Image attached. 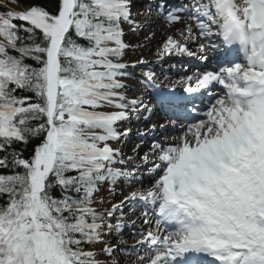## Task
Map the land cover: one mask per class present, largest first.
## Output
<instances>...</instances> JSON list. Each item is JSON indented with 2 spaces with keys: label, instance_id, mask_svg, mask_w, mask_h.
<instances>
[{
  "label": "snow or ice",
  "instance_id": "obj_1",
  "mask_svg": "<svg viewBox=\"0 0 264 264\" xmlns=\"http://www.w3.org/2000/svg\"><path fill=\"white\" fill-rule=\"evenodd\" d=\"M134 7L0 0V264H264V0L156 5L181 25L160 60L205 65L164 86L125 59ZM138 64L166 120L125 155V125L152 111L127 94ZM118 184L131 190L98 207ZM125 207L141 221L131 247L107 239Z\"/></svg>",
  "mask_w": 264,
  "mask_h": 264
},
{
  "label": "rangeland",
  "instance_id": "obj_2",
  "mask_svg": "<svg viewBox=\"0 0 264 264\" xmlns=\"http://www.w3.org/2000/svg\"><path fill=\"white\" fill-rule=\"evenodd\" d=\"M184 2V0H134L135 7L133 8V15L137 20V24H139L140 28L137 30H133L130 25H125V40L127 43L132 45L130 49L126 52V61L130 63H134L139 59H147L144 61H147L150 67H153L156 71L157 76V83L161 84L162 86L169 84L171 81L178 80L180 78L179 74L173 73V70L171 69V66L173 67L175 60L178 62V60H184V62H187L188 57H165V60H160L159 56L157 55V51L159 46L161 45V42L165 39L166 36L170 34H174L178 28L181 27V25H169L167 21L164 19L162 14L157 10L156 5L158 4H166L169 8L175 7L176 5ZM148 5H151V8L148 7ZM140 15H137V14ZM158 23V25L161 27V29L157 31H153L151 29H146L152 26L154 23ZM150 45L149 49L146 52L141 53L140 51L137 53V44L139 45ZM142 49L144 46H141ZM145 49V48H144ZM193 59V58H192ZM195 59V58H194ZM155 60L161 61V69L160 67H156L152 65ZM150 61H154L152 64H150ZM171 65V66H170ZM148 69L144 65H137L135 68H129L128 71L132 73V77L127 80V83L129 84V90L128 95L129 97H137L135 94H139L144 96L143 99L146 98V95L150 96V92L146 89H144L143 85L140 83V77L143 75L144 71H147ZM167 70V71H165ZM172 75H175L174 77H170ZM138 95V96H139ZM147 100V99H146ZM144 116H147V113L143 114ZM141 117H138L137 119L133 121H137L141 119ZM132 129L131 135L136 136L140 133V130L138 127L131 126ZM146 129H150L149 127L144 128L143 132H146ZM161 137V136H159ZM139 140H134V143L132 140L127 139L126 143L122 145V150H126L130 145H137L139 143ZM149 147L148 143L141 144V154H143V151L146 150ZM126 155V154H125ZM150 175V174H148ZM150 186V185H145ZM136 187H140L139 185H136ZM131 189L128 187V185L120 186L117 185L116 193L115 195L107 192L106 189L102 190L100 195L107 201L106 203L102 205H98L100 208H108L111 206L112 203L118 204L119 201L123 199V195H126ZM128 215V219L125 222L126 223V229L122 234H116L113 236L107 237L109 243H113L115 241H122L123 247H131L135 245L136 241L133 238V235H129L130 232H133L136 228L141 226L140 224H136L135 226L132 225V221L137 219V216L139 214L129 212L128 208L125 207L124 210ZM130 213V216H129ZM123 235V236H121ZM125 237V238H123ZM125 257H130L131 260L134 259V257L128 256L127 254H124ZM101 260H103V257H101Z\"/></svg>",
  "mask_w": 264,
  "mask_h": 264
},
{
  "label": "bare ground",
  "instance_id": "obj_3",
  "mask_svg": "<svg viewBox=\"0 0 264 264\" xmlns=\"http://www.w3.org/2000/svg\"><path fill=\"white\" fill-rule=\"evenodd\" d=\"M146 29H151V30H153V31H157V30H159V29H161V27L158 25V23L156 22V23H154L152 26H150L149 28H146ZM144 45H139V44H137V48L135 49V50H137V53L140 51L141 53H143V52H146L148 49H149V47H150V45L148 46V44L146 45L145 43H143ZM141 46H144V48L142 49V47ZM216 56L214 55V54H212V57H211V55H210V58H215ZM139 60H147V59H139ZM138 61V60H137ZM154 61H150L149 63L150 64H152ZM156 62H157V60H155V62L152 64V65H154L155 66V64H156ZM189 74H191V72L189 73ZM139 94H135V96H138ZM139 96H141V95H139ZM142 97H144V96H142ZM152 119H150V120H145V121H142V119L140 120V122H138V123H136L135 121H132L130 124H128V125H125V127H131V126H134V127H139V128H145L147 125H148V123L151 121ZM161 121H162V119H160V121L159 120H156V123H157V125H159L160 123H161ZM158 131H160L159 129H158ZM137 138H139L140 139V136L139 135H137V136H132V135H130L127 139H129V140H132L133 141V143H134V140L135 139H137ZM123 145V144H122ZM122 145H120V147H122ZM135 147V145H130L126 150H123V152L126 154V155H132V150H133V148ZM120 203V201L118 202V204ZM125 210V209H124ZM136 214H139V210H137L136 211ZM128 215V214H127ZM129 216H130V213H129ZM140 219H139V216H137V219H136V221H135V223L137 224H140ZM132 233L133 232H130L129 233V235H132ZM121 236H123V235H121ZM123 238H125V237H123ZM124 261H125V264H130V261H131V258L130 257H125L124 258Z\"/></svg>",
  "mask_w": 264,
  "mask_h": 264
},
{
  "label": "trees",
  "instance_id": "obj_4",
  "mask_svg": "<svg viewBox=\"0 0 264 264\" xmlns=\"http://www.w3.org/2000/svg\"><path fill=\"white\" fill-rule=\"evenodd\" d=\"M44 2L50 7L54 8L55 7V0H44ZM31 151V148L26 149V154Z\"/></svg>",
  "mask_w": 264,
  "mask_h": 264
}]
</instances>
